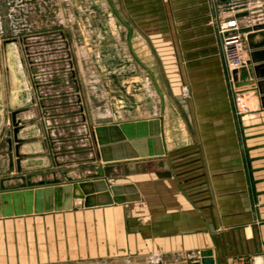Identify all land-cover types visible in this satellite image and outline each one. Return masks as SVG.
<instances>
[{"label":"crops","instance_id":"obj_1","mask_svg":"<svg viewBox=\"0 0 264 264\" xmlns=\"http://www.w3.org/2000/svg\"><path fill=\"white\" fill-rule=\"evenodd\" d=\"M142 2L158 18L156 1ZM163 15L164 74L146 69L152 91L140 80L143 74L121 78L131 96V118L124 117L129 112L123 106H94V87L104 84L102 77L87 75L77 59L56 58L55 48L37 47L46 43L42 27L32 28L27 48L21 44L25 58L19 70L10 62L12 90L0 87V131L12 128L16 106L25 122L19 132L26 139L20 148L27 154L25 171L17 172L14 164L4 174L7 158L0 156V192L62 184L68 177L96 179L91 173L98 168L97 125L158 117L164 153L102 166L109 184L135 187L124 194L134 199L91 207L74 199L68 210L0 217V264H231L236 256L264 264L262 95L256 85L234 86L211 21L232 15L240 28L263 23L264 0H165ZM120 21L130 37L132 28L121 16ZM154 33L161 50L160 32ZM10 45L15 46L8 44L9 55ZM50 50L53 57L47 58ZM243 55L250 58L245 35ZM2 76L0 70V84ZM103 91L99 98L105 101ZM236 93L249 108L239 125L231 102ZM117 168L120 181L114 182L110 171Z\"/></svg>","mask_w":264,"mask_h":264},{"label":"rangeland","instance_id":"obj_2","mask_svg":"<svg viewBox=\"0 0 264 264\" xmlns=\"http://www.w3.org/2000/svg\"><path fill=\"white\" fill-rule=\"evenodd\" d=\"M155 1L157 11L164 13L165 0ZM145 2L147 3V1ZM145 5L147 4H144L142 0H0V42L6 37L19 39L20 45L18 47L10 45L9 55L15 71L19 70L18 61H21V57H24L21 39L34 36L32 28L42 27L43 32L49 34H45L49 42L46 41L41 46L37 44V47L44 48L46 52L48 47L49 49L55 48L54 56L56 58L60 57L61 60L77 59L78 64L82 65L83 71L87 75H92L93 79L98 78V80L102 77L104 84H100V82L98 83V89L94 87V106L101 107L102 104H106L111 111L114 107L123 106L121 110L129 112L124 117L131 118L134 115L132 113L133 104L127 90L122 88L124 83L121 78L143 74L140 80H143V82L145 80L149 81L146 73L147 68L157 71L161 76L164 74L161 60L165 57L163 44L166 35L162 29L165 27L166 20L162 12L158 13V18H154L148 12L151 8L145 7ZM223 8V6L219 7V11ZM216 11L218 12V10ZM120 16L132 28L130 37L126 25L120 21ZM231 16L226 15L223 19L225 20ZM212 19L211 21L216 24L218 33V23L222 19L216 17H212ZM85 28L87 29L86 35L81 33ZM90 28L94 30L92 35L88 34ZM156 30L160 32L161 50L154 39ZM53 39L57 41L53 42ZM57 47L60 48V52L56 51ZM6 48L9 49L8 45ZM46 57H53V51L48 53ZM4 59V53L1 51V71L4 70ZM99 60L101 65H104L103 60H105L108 67L101 66ZM148 81H145L146 88L148 91H152V84H149ZM0 85L1 89H6L3 76ZM93 85L95 86V83ZM104 89L107 93L105 101L99 98L101 97V91L104 92ZM130 92H133L132 86ZM140 92L144 91L141 89ZM146 93L148 92L146 91ZM236 94L242 95L240 93ZM236 94L231 96L234 108ZM234 112L235 121L239 125L241 123L240 115L244 113H237L236 109ZM238 133L241 153L243 155L248 154V148L246 149V146L241 144L243 136L239 128ZM4 138L5 127L0 131V139L3 140H0L2 148L5 146L3 144L5 143ZM110 172H114V182L120 181V168ZM94 174L91 173V175Z\"/></svg>","mask_w":264,"mask_h":264},{"label":"water","instance_id":"obj_3","mask_svg":"<svg viewBox=\"0 0 264 264\" xmlns=\"http://www.w3.org/2000/svg\"><path fill=\"white\" fill-rule=\"evenodd\" d=\"M239 31L245 35L248 42L250 58L243 66L233 69L231 77L235 87L256 85L264 106V22L242 26ZM256 35L261 37L258 42L253 41ZM11 42L17 43V40L5 39L1 43L5 59L6 46ZM5 70L8 90L11 91V75L7 65ZM14 109L11 113L12 128H7L5 132L6 147L0 149V156L7 158V168L4 171L7 175L13 172L14 164L17 172L25 171L21 162L27 156L20 150L26 139L19 136L25 122L17 116L18 108L15 106ZM37 117L38 114L35 115V118ZM160 124V118L154 117L94 126L93 136L98 146L99 158L96 162L98 168L93 175L96 179L77 181L80 176L68 177V182L62 184L2 191L0 217L68 210L72 208L74 199H80L84 207H91L136 198V195H124L136 191L132 184H109L102 177V166L113 161L162 155L164 149Z\"/></svg>","mask_w":264,"mask_h":264},{"label":"built area","instance_id":"obj_4","mask_svg":"<svg viewBox=\"0 0 264 264\" xmlns=\"http://www.w3.org/2000/svg\"><path fill=\"white\" fill-rule=\"evenodd\" d=\"M239 29V22L236 17L227 18L218 23L223 59L229 72L245 64L243 55L244 34ZM234 103L237 113H245L249 109L242 95L236 94ZM190 264L202 263L200 261H194ZM231 264H256V261L245 256H236Z\"/></svg>","mask_w":264,"mask_h":264},{"label":"flooded vegetation","instance_id":"obj_5","mask_svg":"<svg viewBox=\"0 0 264 264\" xmlns=\"http://www.w3.org/2000/svg\"><path fill=\"white\" fill-rule=\"evenodd\" d=\"M59 33H60V31H58ZM48 34V33H47ZM49 35V34H48ZM11 38H15L16 40H17V43H13V42H11V43H8V44H14V45H16L17 47L20 45V42H19V39L18 38H16V37H6L5 39H11ZM44 38H47V36L45 35V37ZM5 39H3V40H5ZM3 40H1V42H0V55H1V51L3 52V48H2V46H1V43H2V41ZM27 39L26 38H22L21 39V44H23L24 45V47H28V45L26 44L27 42ZM46 41H48L49 42V40L47 39ZM52 41V40H51ZM54 41H57V40H54L53 39V42ZM7 44V45H8ZM25 48V49H26ZM8 50V49H7ZM9 51H7L6 52V59H4V70L3 71H1V76L3 75V77L5 78V81H6V91L8 92V85H7V79H6V65L8 66V69H9V71H10V75L12 76V71H11V65H10V58H9V53H8ZM28 52L26 51V55H28L27 54ZM7 62V63H6ZM39 105L41 106V107H44V105H43V102L42 101H40L39 102ZM48 117H50V115L48 116ZM5 145H6V143H4Z\"/></svg>","mask_w":264,"mask_h":264},{"label":"bare ground","instance_id":"obj_6","mask_svg":"<svg viewBox=\"0 0 264 264\" xmlns=\"http://www.w3.org/2000/svg\"><path fill=\"white\" fill-rule=\"evenodd\" d=\"M7 63V62H6Z\"/></svg>","mask_w":264,"mask_h":264}]
</instances>
